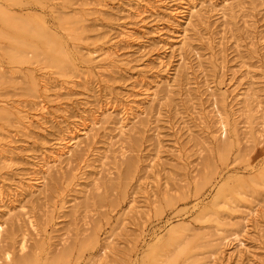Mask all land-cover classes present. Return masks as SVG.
I'll return each instance as SVG.
<instances>
[{"label": "rangeland", "instance_id": "obj_1", "mask_svg": "<svg viewBox=\"0 0 264 264\" xmlns=\"http://www.w3.org/2000/svg\"><path fill=\"white\" fill-rule=\"evenodd\" d=\"M24 259L264 264V0H0V264Z\"/></svg>", "mask_w": 264, "mask_h": 264}, {"label": "bare ground", "instance_id": "obj_2", "mask_svg": "<svg viewBox=\"0 0 264 264\" xmlns=\"http://www.w3.org/2000/svg\"><path fill=\"white\" fill-rule=\"evenodd\" d=\"M159 1V0H158ZM124 32H126V31H124ZM124 34H129V33H124ZM124 34H122V35H124ZM121 35V36H122ZM124 36H126V35H124ZM125 38V37H124ZM111 50V49H110ZM112 51V50H111ZM107 52V51H106ZM105 52V53H106ZM88 53H90V52H88ZM114 53V52H113ZM108 54V53H107ZM106 54V55H107ZM112 54V53H111ZM114 54H116V53H114ZM113 55V54H112ZM109 56H111L110 54H109ZM45 107H44V105L42 104L41 105V107H40V109L38 110V111H35V112H37V113H32V117H30V116H28V114H23V119H21V120H24V123H31L30 121L32 120V118H36L37 117V115H42V114H44V112H45ZM113 111V110H112ZM100 112H102V111H100ZM107 112V111H106ZM20 113V112H19ZM108 113H109V111H108ZM108 113L106 114V115H108ZM111 113V112H110ZM109 113V114H110ZM48 114V113H47ZM101 115H102V113H100ZM104 114V113H103ZM30 115V114H29ZM39 115V116H40ZM46 115V114H45ZM42 118V117H41ZM38 120V119H37ZM21 124H23V123H21ZM32 124V123H31ZM92 124H93V122H92ZM92 124H90V125H92ZM30 125V124H29ZM85 126H86V124H85ZM89 126V125H88ZM21 127H23V126H21ZM86 127H82V128H80V129H78L76 132H74V133H72V132H70L71 134H70V137H68L69 139H67V140H65V139H63V138H61V139H59V141L57 142L58 144H59V149H58V151H56L55 152V154H54V156H52V154L53 153H51V160H48V162L47 161H44V160H42V161H44V165H45V171H50L51 169H53V167H54V163L56 162V160L58 159L59 160V158L61 159V156L62 155H65V156H67L66 154H68L69 152H71V148L69 149V147L70 146H72L73 144L75 145V146H77L76 148H78V147H80L79 146V144H80V142H78V140L76 139L77 137H79V136H82V137H84V136H88V134H87V132L88 131H86V129H85ZM90 128V127H89ZM88 128V130H90ZM120 128V127H119ZM25 129V128H24ZM121 129V128H120ZM124 129H122V131H123ZM132 130V129H131ZM130 131V130H129ZM57 139V140H58ZM81 138L79 137V140H80ZM84 139H86L85 137H84ZM81 141H84V140H81ZM81 143H83V142H81ZM73 145V146H74ZM81 145V144H80ZM74 146V147H75ZM2 154V153H1ZM71 154H69V156H70ZM67 158V157H66ZM47 159V158H46ZM49 159V158H48ZM53 166V167H52ZM51 168V169H50ZM55 168V167H54ZM46 173V172H45ZM45 177V176H44ZM41 178V177H40ZM45 178H43V176H42V178H41V180H43V181H45L44 180ZM31 181H32V179H30ZM31 181L29 182L30 184H31ZM37 181H38V179H37ZM37 181L36 180H33L32 181V183L34 182H36L37 183ZM28 183V184H29ZM45 183V182H44ZM40 185L42 184L43 185V183H39ZM31 185H33V184H31ZM36 186H37V184H36ZM36 186H35V188H36ZM44 186V185H43ZM28 187H30V186H28ZM34 187V186H33ZM38 187V186H37ZM40 187V186H39ZM41 188H43V187H41ZM41 188L40 189H38V191L37 192H39V191H41ZM34 190V189H33ZM31 193V192H30ZM34 193V192H33ZM21 208H22V206L21 205H19ZM20 207H18V208H20ZM10 211V210H9ZM242 227V229H245L246 228V224H245V222H243V225L241 226ZM240 236V235H239ZM23 239L25 240V238L23 237ZM223 246L222 247H227V248H230V247H232V246H235V247H241L242 245H243V243H242V239L241 238H239L238 237V235L237 234H233V238L231 237V238H226V237H224L223 238ZM227 242V243H226ZM23 244V243H22ZM23 246V245H22ZM221 252H222V250H221ZM230 255V254H229ZM22 261V260H21ZM20 261V263L19 264H26L25 263V259H24V261H22L21 262ZM28 261V260H27ZM19 262V260L17 261V263ZM28 264V263H27Z\"/></svg>", "mask_w": 264, "mask_h": 264}]
</instances>
